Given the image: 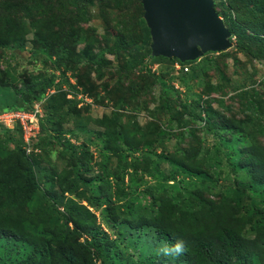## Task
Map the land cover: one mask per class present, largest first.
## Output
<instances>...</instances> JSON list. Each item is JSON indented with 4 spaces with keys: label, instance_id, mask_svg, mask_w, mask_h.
Listing matches in <instances>:
<instances>
[{
    "label": "trees",
    "instance_id": "trees-1",
    "mask_svg": "<svg viewBox=\"0 0 264 264\" xmlns=\"http://www.w3.org/2000/svg\"><path fill=\"white\" fill-rule=\"evenodd\" d=\"M0 1V52H20L29 36L34 47L31 57L44 62V71L57 72L32 75L24 69L23 73L13 60L14 53L3 61L6 74L9 71L11 75L0 77V113L27 112L37 105L38 134L45 135L40 146L45 151L42 153L39 148L41 153H26L21 127L16 124L8 129L0 123V264H264V146L255 144L254 136L244 130L249 126L264 136V97L260 98L254 89L240 87L237 96L244 98L242 106L248 115L237 124L218 125L210 121L215 114L206 109L201 95L191 89L201 87L202 78L209 71L218 70L213 56L225 53L208 52L184 63L174 58L150 57V39L142 16L135 19L140 45L127 47L128 41L122 37H111L106 31L98 32V27L87 25L84 9L78 10L70 35L65 33L69 42L54 32L61 30L63 22L56 15H48L46 5L40 6L37 0L29 2V10L24 1L19 5L20 14L30 20V30L20 19L21 22H10L2 15L17 0ZM249 1L257 11L264 12V0ZM71 5L74 7V2ZM36 12L47 14L48 18L39 19ZM80 24L87 25L85 32ZM99 38L102 43L113 38L112 45L88 54L89 44ZM78 45L85 52L84 60L73 56L71 50ZM118 52L123 53L122 69L126 73H145L152 77L147 87L158 86L160 105L151 115L153 122H148L143 130L134 125L130 129L128 124L122 125L121 115L115 112L109 118L92 121L100 129L80 127L85 132L83 139L80 131L65 130V116L70 112L67 109L83 105L76 95H90L95 103L99 100L92 91L85 93L80 83L83 80H78L76 74L68 77L65 72L80 64H94L92 70L100 77L102 57ZM174 63L180 65L179 70L173 68ZM153 64L157 65L156 73L150 72ZM69 78L75 82L69 83ZM179 88L184 91L182 99ZM210 88L214 93H223L222 87ZM48 90L53 92L46 95ZM212 101L222 104V99ZM119 102L122 107L124 101ZM174 118L176 125H172ZM191 122H203L205 136L212 139L205 138L188 152L176 150L183 160L153 151V143ZM219 130L229 134V139L218 138ZM67 134L94 146L99 160H95L87 145L70 143L64 137ZM148 134L155 138L152 142L146 140ZM245 138L249 145L237 147ZM53 144L60 147V156L71 163L60 170L44 168V157ZM140 160L146 163L145 168L134 164ZM162 160L167 161L166 171L159 167ZM93 166L96 175L91 174ZM124 175L128 177L126 181ZM144 178L148 180L143 190L150 202L140 206L130 197L137 194ZM194 178L200 183H192ZM218 180L223 185H216ZM190 185L196 194L201 191L206 197L191 203L188 198H194V191L186 190ZM215 194L219 196L217 203L205 199ZM98 210L104 212L100 222L95 215ZM176 240L185 242L183 255L173 259L156 254L161 242L171 244Z\"/></svg>",
    "mask_w": 264,
    "mask_h": 264
},
{
    "label": "rangeland",
    "instance_id": "rangeland-1",
    "mask_svg": "<svg viewBox=\"0 0 264 264\" xmlns=\"http://www.w3.org/2000/svg\"><path fill=\"white\" fill-rule=\"evenodd\" d=\"M27 6V10L31 7L29 2L31 0H17L14 1V6H11L8 12L2 14L6 17L7 21L21 20L24 22L28 29L31 30L30 20L25 14H20L21 7L19 5ZM40 6H45L48 10L47 14L60 19V23L63 25L61 30H54L59 32L60 35H64L67 39V35H70L69 29L75 27V19L78 17L79 9L85 10V16L88 20L87 25L98 27V32L103 33L106 31L108 35L113 37L118 35L123 40L128 41L127 47H136L140 45L141 37L138 34V29L135 26V19L142 16L143 10L140 0H37ZM71 1L74 2L73 7ZM1 2V1H0ZM214 9L217 12L219 18L222 21L223 26L229 31L230 47L224 51V56L217 55L213 56L216 61L218 70L212 69L203 76V85L193 86L191 89L194 93L201 95L203 104L208 106L207 110L215 114L210 120L218 125L237 124L246 118V111L243 109L242 103L244 98L237 96L239 88H245L246 90L254 89L261 96L264 97V53H260L264 50V12L256 10L249 0H213ZM63 4V6L61 5ZM36 12L37 18H48V15ZM24 16V17H23ZM19 20V21H20ZM20 21V22H21ZM35 21V20H34ZM33 21V22H34ZM31 22V23H33ZM87 25L80 24L79 27L82 31H86ZM146 27V26H145ZM148 30V29H147ZM67 33V35L65 34ZM149 35V34H148ZM109 36V37H110ZM113 38H109L105 42L99 38L98 42L89 44L88 54L93 55L100 49L108 48L112 45ZM31 38L26 36V43L20 52H11L12 50L6 49L7 51L3 54L0 52V77H10V72L6 74L4 60H9L8 54L14 53L13 60L18 65L19 71L31 72L32 75H36L41 72L49 74L53 72L55 75L56 71L51 69H42L44 62L37 61V58H32L30 51L34 49L33 44L30 43ZM69 41V39H68ZM70 42V41H69ZM74 57H78L84 60L85 52L82 50V46L78 45L72 48ZM123 53L118 52L116 54L106 53L103 57V64L99 63L100 77H96L92 68L94 64L90 65H78L75 70L66 71L65 75L70 77V73L76 74L78 80H83L80 83L84 85L85 93H93L99 99L97 103L94 102L93 97L87 96L89 104L79 105L77 109H67L68 112L65 116L66 124L63 126L65 130H75L76 133H80V137L85 135L81 129L84 127L87 130L95 131L98 126L92 121L100 117H111L112 113H119L121 115L122 125H127L128 128L132 129L133 125L138 129H144L148 122H153L152 113H155V109L160 105L159 101V88L157 85L147 87L151 76H147L142 72H128L126 73L122 69ZM52 61L53 58L51 57ZM45 65H49L46 60ZM150 72L156 73L157 65H150ZM25 71L23 73H25ZM225 77L226 79L224 80ZM16 79V78H13ZM19 79H22L21 77ZM17 81V80H16ZM15 81V82H16ZM74 83L73 78H69V83ZM13 83V82H11ZM194 83V82H191ZM174 87H177L175 82L172 83ZM18 87V84L14 85ZM222 87L221 92H212L210 87ZM237 89V90H235ZM9 90V88H8ZM108 94L106 96V92ZM111 90V91H110ZM110 91V92H109ZM180 99L184 97V91L179 88ZM208 94V95H206ZM91 98V99H90ZM212 99H222V104L219 105L217 102H213ZM93 100V101H92ZM124 101V105L121 107L119 101ZM210 100V101H209ZM85 105L90 106V110H85ZM194 108V106H192ZM198 108V107H196ZM198 109H195V113ZM160 116L158 121H160ZM177 124V119H173L172 125ZM2 125V124H1ZM8 125V123L6 124ZM4 126V125H3ZM203 122H191L186 126H179L172 130L169 137L163 138L160 142L152 144V149L155 153H162L170 159H174V155L180 157L178 159L183 160L181 155L177 154L176 150H184V152L191 151L198 142H202L205 138L208 140L212 139V136H205L203 132ZM11 127V126H8ZM81 127V129H79ZM100 129V128H99ZM241 130V127L239 128ZM243 129V128H242ZM80 132H78V131ZM193 130V132H191ZM214 130V129H213ZM238 130V129H237ZM238 130V131H240ZM247 133L249 132L254 136V143L261 144L264 146V136L259 135L249 126L244 129ZM45 135L38 134L34 139L29 138L28 141H24V149L26 153L38 154L44 153L45 149L40 146L42 139ZM66 139L76 146H86L88 143L84 141L83 144L81 139H74L70 136L65 135ZM218 138L229 139V134L219 130L217 134ZM16 138V136H15ZM14 138V139H15ZM155 138L153 135L146 137V140L152 142ZM249 145V140L244 139L243 144H239V148H245ZM37 146V147H36ZM9 147H13L10 145ZM40 148V150H39ZM87 149L93 154L95 160L98 161L97 149L92 145H87ZM60 147L53 144L47 150L44 168L47 167L60 170L68 164L65 157L60 156ZM145 150V149H144ZM137 154H134L136 156ZM49 161V163L47 162ZM71 164V163H69ZM68 164V165H69ZM137 166L146 167V163L140 160L138 163L134 162ZM67 165V167H68ZM168 164L166 160L159 162V167L163 171H166ZM66 167V168H67ZM65 169V168H64ZM96 168H92L91 174L96 175ZM138 172L141 173L139 170ZM227 172V168L224 173ZM127 176H123L124 181L127 180ZM145 179V178H144ZM145 180L141 181L140 187L136 190L137 194L132 195L130 198L133 199L134 204L145 205L150 202V197L146 192L144 185ZM150 182V181H149ZM192 183H200L195 178L191 180ZM204 183V182H203ZM148 184V181H147ZM216 185H223L222 180H218ZM189 193L194 191V198L188 200L191 203H195L196 199L206 197L204 193L197 190L190 185L186 188ZM143 191V194L141 192ZM189 197V196H186ZM213 203H217L219 200L218 194L207 196V198ZM49 212V209L46 210ZM98 222H100V216L104 215L102 210L95 212ZM248 225L245 226L247 228ZM152 238V235H149Z\"/></svg>",
    "mask_w": 264,
    "mask_h": 264
},
{
    "label": "water",
    "instance_id": "water-1",
    "mask_svg": "<svg viewBox=\"0 0 264 264\" xmlns=\"http://www.w3.org/2000/svg\"><path fill=\"white\" fill-rule=\"evenodd\" d=\"M148 29L150 57L174 58L180 63L230 47L229 31L213 0H140Z\"/></svg>",
    "mask_w": 264,
    "mask_h": 264
},
{
    "label": "clouds",
    "instance_id": "clouds-1",
    "mask_svg": "<svg viewBox=\"0 0 264 264\" xmlns=\"http://www.w3.org/2000/svg\"><path fill=\"white\" fill-rule=\"evenodd\" d=\"M184 68H182V69H184ZM52 92H53L52 90H48L45 94L48 95V94H51ZM70 95H72V94H70ZM68 97H71V96H68ZM76 97L78 99H81L84 104H89V102H90L89 99L86 96H83L81 94L76 95ZM35 110H37V112L34 113ZM9 111H14V110H4L1 113L9 112ZM19 112H22V111H19ZM39 112H40V109H39V107L37 105H34L32 110H29L27 112H22V113H25V114L33 115L31 122L28 123V125H26L25 129L22 126V124L20 123V121L17 120V119L13 120L12 122H9L8 125H6L7 123H4V122H0V123L2 125H4L5 128H8V129H10L14 125L18 124L21 127V131H22L21 135H22L23 142L24 141L27 142L29 138L34 139L35 136H37L38 133H39V127H38V123H37L38 122V118H39V116H38ZM8 126H11V127H8ZM82 204L84 205L85 203H82ZM89 210H91V209H89ZM59 211H62V209L59 208ZM155 251H156V254L158 256H162V257H165V258H169L170 257V258L175 259V258H177V257H179V256H181V255H183L185 253L186 246H185V242L183 240H176V241H174L171 244L168 243V242H161L156 247Z\"/></svg>",
    "mask_w": 264,
    "mask_h": 264
},
{
    "label": "built area",
    "instance_id": "built-area-1",
    "mask_svg": "<svg viewBox=\"0 0 264 264\" xmlns=\"http://www.w3.org/2000/svg\"><path fill=\"white\" fill-rule=\"evenodd\" d=\"M173 68L175 70H178L180 66L177 63H174ZM185 70V68L183 69ZM37 112V110L34 111V113ZM33 115L25 114L19 111H9V112H3L0 114V122L9 123L13 120L17 119L20 121L24 129L26 128V125L31 122Z\"/></svg>",
    "mask_w": 264,
    "mask_h": 264
}]
</instances>
